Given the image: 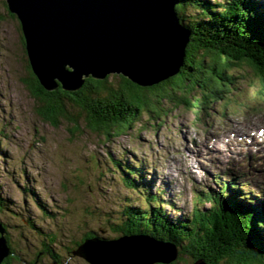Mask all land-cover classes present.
<instances>
[{
    "label": "rangeland",
    "instance_id": "374dc122",
    "mask_svg": "<svg viewBox=\"0 0 264 264\" xmlns=\"http://www.w3.org/2000/svg\"><path fill=\"white\" fill-rule=\"evenodd\" d=\"M187 10L198 13L191 6ZM23 36L17 14L8 9L6 0H0V220L10 224L7 243L20 256L13 264H29L24 260L58 264L55 259H62V264H94L74 248L89 238L109 241L121 237L120 214L127 204L150 208L146 199L159 194L169 218H187L199 186L210 183L214 191L222 189L216 180H225V169L247 184L239 187L242 193L264 190V134L253 140L255 144L245 141L250 149L229 146L232 140L242 139L241 133L264 127L263 86L253 69L233 67L229 88L220 100L210 103L206 114L166 101L168 113L163 120H154L147 128L137 123L104 142L76 108L71 110L77 113L78 123L63 116L55 121L45 117L40 100L26 82L32 70ZM257 144L260 147L253 148ZM119 158L131 167L129 181L122 180L127 166L109 165ZM242 161L249 163L242 166ZM247 167L248 172L239 174ZM144 183L151 186L147 192L141 190ZM228 194L224 189L220 195L226 198ZM259 198L264 201V195ZM86 230L97 234L87 237L83 235ZM43 231L50 236L47 240L57 253L55 258L50 253L35 255L45 253L37 248ZM180 251L175 264H201L203 257Z\"/></svg>",
    "mask_w": 264,
    "mask_h": 264
},
{
    "label": "trees",
    "instance_id": "16d2710c",
    "mask_svg": "<svg viewBox=\"0 0 264 264\" xmlns=\"http://www.w3.org/2000/svg\"><path fill=\"white\" fill-rule=\"evenodd\" d=\"M256 1L180 0L178 15L191 34L184 64L175 76L179 88L167 87L171 83H166L164 88L163 85L142 87L123 74L116 73L103 79L85 77L81 87L76 90L64 89L62 85L48 90L32 71L26 82L33 95L40 100L47 119L55 121L63 116L78 123L77 113L71 110L76 108L84 115L86 124L104 142L129 131L137 123L142 122L147 128L150 122L163 120V116L168 113L166 101L195 107L206 114L210 103L220 100L229 88L232 78L230 70L233 67L246 64L248 60L254 64L264 63V8ZM188 6L196 8L198 13H188ZM256 71L262 75L259 82L264 85V66L261 71ZM261 92L264 94V87ZM122 163L125 169L128 167L122 180L129 181V163L119 158L110 161L109 165L121 167ZM141 187L147 192L151 186L145 184ZM223 191L222 188L220 192L207 193L211 197L209 200H214L209 208L200 207V202L204 201H199L198 195L195 196L198 201L194 203V209L187 218L181 216L177 220L169 218L162 209L164 202L157 198L159 194H153L155 201L150 196L146 199L150 208L127 204L120 214L122 223L118 229L125 234L146 233L159 240L175 242L182 254L193 258L203 257L210 264H264L263 225L254 219V213L247 210L240 200L229 195L223 198L219 194ZM206 192L201 191L202 196H206ZM2 205L0 200V212L3 210ZM2 221L4 219L0 223L6 229L8 240L10 224ZM95 234V231L88 230L83 233L87 237ZM49 237L43 231L40 239L42 244L37 245V248L55 258L57 253L47 240ZM194 238L198 240L197 243ZM24 240L29 245L28 240ZM77 240L76 244L80 241ZM10 250L11 253L2 264H13V260L20 257L12 248ZM193 250L196 254L191 253ZM40 254L43 253H35L37 258ZM55 261L62 264V259ZM22 262L38 264L34 260Z\"/></svg>",
    "mask_w": 264,
    "mask_h": 264
},
{
    "label": "water",
    "instance_id": "95a60500",
    "mask_svg": "<svg viewBox=\"0 0 264 264\" xmlns=\"http://www.w3.org/2000/svg\"><path fill=\"white\" fill-rule=\"evenodd\" d=\"M6 2L20 19L30 67L48 90L58 87L57 80L64 89L76 90L85 77L103 79L110 73L123 74L142 87L171 83L167 87L179 88L175 76L191 34L178 15L180 0ZM241 66L258 73L264 63L248 60ZM5 232L0 223V264L11 253ZM167 242L135 233L109 241L89 238L75 253L94 264H175L179 249Z\"/></svg>",
    "mask_w": 264,
    "mask_h": 264
},
{
    "label": "bare ground",
    "instance_id": "6f19581e",
    "mask_svg": "<svg viewBox=\"0 0 264 264\" xmlns=\"http://www.w3.org/2000/svg\"><path fill=\"white\" fill-rule=\"evenodd\" d=\"M205 1H206V0H205ZM179 15H180V14H179ZM259 74H260V73H259ZM261 76H262V75L258 76V78H261ZM260 85L264 87V85H263V83H262V82H260ZM248 130H249L248 128H247V129H245V131H248ZM249 131H250V130H249ZM249 133H250V132H247V134H249ZM259 142H260V141H259ZM260 143H261V142H260ZM259 145H261V144H259ZM216 146H219V147H221V145H219V144H218V145H216ZM188 155H189V153L187 154V157H188ZM182 161H184V159H182ZM148 189H149V188H148ZM100 247H101V246H98V249H100ZM95 248H96V247H95ZM96 249H97V248H96ZM203 260H204V258L201 260V264H202V263H203V264H206V263H204V261H203ZM2 262H3V261H2ZM2 262H1V264H2ZM91 263H93V262H91ZM230 263H231V262H230ZM230 263H229V264H230ZM198 264H200V263L198 262Z\"/></svg>",
    "mask_w": 264,
    "mask_h": 264
}]
</instances>
